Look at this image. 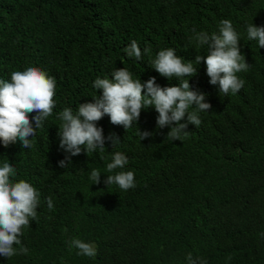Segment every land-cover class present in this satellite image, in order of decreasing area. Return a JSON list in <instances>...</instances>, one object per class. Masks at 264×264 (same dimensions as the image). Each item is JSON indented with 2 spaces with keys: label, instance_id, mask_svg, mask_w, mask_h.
Here are the masks:
<instances>
[{
  "label": "trees",
  "instance_id": "1",
  "mask_svg": "<svg viewBox=\"0 0 264 264\" xmlns=\"http://www.w3.org/2000/svg\"><path fill=\"white\" fill-rule=\"evenodd\" d=\"M221 19L232 22L249 65L237 73L238 93H219L201 61L189 83L212 107L198 112L201 124H188L186 138H166L170 126L157 127L151 106L127 130L105 115L97 126L120 142L106 139L103 152L82 149L59 166L70 154L59 146L56 115L102 94L93 87L97 77L125 67L133 79L178 85L150 60L171 47L195 67L207 48L190 43L191 29L218 33ZM249 24L264 26V0H0V79L34 65L56 81V106L30 138L34 147L0 142V164L12 163L16 179L41 194L37 218L20 237L28 252L0 256V264H188L189 253L206 264H264V48L248 40ZM132 40L139 61L124 51ZM139 129L152 135L141 140ZM115 152L128 157L124 170L134 172L135 188L104 183ZM92 169L101 172L98 184ZM73 237L93 243L95 257L69 249Z\"/></svg>",
  "mask_w": 264,
  "mask_h": 264
},
{
  "label": "clouds",
  "instance_id": "2",
  "mask_svg": "<svg viewBox=\"0 0 264 264\" xmlns=\"http://www.w3.org/2000/svg\"><path fill=\"white\" fill-rule=\"evenodd\" d=\"M193 35L189 37L190 43L195 42L197 47L207 48V55L199 53L195 56L194 67L192 61L185 62L175 49L169 47L158 51L154 59L150 60V67L161 76L171 80L176 78L178 85L161 86L156 78L150 77L146 81L133 79L132 73L125 67L114 68L111 78L97 77L93 82L96 90L102 89V94L93 96L89 102L79 103L74 113L71 107H64L56 115L61 123L58 125L57 135L59 146L70 155L66 160H60L59 166L65 168L71 163V156L95 152H103L105 140L112 145L120 142L115 133L104 136L103 128L97 122L105 115L113 125H121L125 130L138 122L141 110L154 107L158 116L157 127L170 126L168 139L183 140L188 136L185 129L188 124L198 127L201 124L199 111H207L212 106L205 102V93L191 88L189 78L197 74V65L201 61L206 65V74L209 83L219 86V93L227 96L236 94L244 85L237 73L248 70V63L240 51L239 34L229 19L219 21L218 33L209 35L207 32H197L191 29ZM248 40H257L258 46L264 48V26L249 24L247 26ZM129 58L142 59V52L136 40L124 50ZM148 52V49L144 50ZM146 89V91H145ZM55 78L38 66L29 65L24 70H14L10 79H0V142L7 148L11 144L20 142L22 148L31 149L34 143L31 137L36 130L43 127L44 122L52 116L56 106ZM195 106L193 111H189ZM36 113L35 116H29ZM187 114L186 122L182 123ZM35 122L33 127L32 121ZM143 140L152 135L148 131H140ZM129 163L128 157L115 152L111 162L106 165L109 173L104 183L117 185L121 190L127 191L136 187L135 174L131 170L125 171ZM119 169V171H116ZM17 170L9 161L0 164V256L11 258L26 254L28 249L21 243L20 237L23 229L30 226V219L37 218V206L40 203V192L32 183L25 179H16ZM101 172L92 169L89 179L95 184L100 183ZM93 183V184H94ZM49 210L54 205L51 197L47 198ZM19 245L20 247H14ZM69 249L75 248L77 255L95 257L97 249L91 242L73 237L68 241ZM228 259H231L229 257ZM188 264H206L199 258L193 259L191 253L187 255Z\"/></svg>",
  "mask_w": 264,
  "mask_h": 264
}]
</instances>
